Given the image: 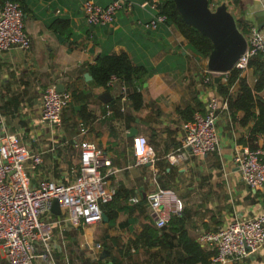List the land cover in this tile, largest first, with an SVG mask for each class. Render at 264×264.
I'll return each mask as SVG.
<instances>
[{"label": "crops", "instance_id": "1", "mask_svg": "<svg viewBox=\"0 0 264 264\" xmlns=\"http://www.w3.org/2000/svg\"><path fill=\"white\" fill-rule=\"evenodd\" d=\"M19 1L25 12V31L30 37V46L27 50L12 47L0 54V95L7 97L2 114L9 129L22 131V137L32 143L36 135L41 137L38 147L45 153L36 176H59L68 182L76 174L79 164L80 152L76 150L77 163L65 165L63 151L69 147L64 148L59 144L52 149L48 141L51 142L54 134L40 125L42 89L62 82L65 88L70 87L67 89L71 90L73 86L82 89L87 106L85 122L77 115L73 117L77 130L69 129L72 134L69 146L73 147L80 139L95 141L107 152L112 167L116 169L108 176V186L114 188L115 194L118 186L122 185L130 194L127 202L121 201L122 206L115 219L102 217L99 222L80 229L88 240L94 238L97 229L100 231L105 243L103 249L107 248L109 254L103 257L100 254L102 261L98 264H110L108 257L115 255L112 246L119 247V254L122 251L127 264H144L142 262L150 258H154V261L162 259L160 264H168L167 254L174 255L175 250L159 251L158 246L149 250H135L131 245L130 250L126 251L132 239L150 222L148 214L155 220V211L150 206L147 194L163 184L174 188L180 179L191 181L189 189L192 190L191 194H195L196 202H185L182 209L187 212L186 228L197 241L201 230L218 229L238 215L264 213V185L251 187L243 182L233 157L238 143L250 135L252 125V122L243 124L240 121L241 111L234 116L231 114L230 118L225 115L220 118L218 150L202 155H193L187 150L183 159L172 161L166 158L167 153L177 151L180 144L179 125L184 119L179 108L194 105L195 100L199 99L203 104L197 106L196 111L205 112L208 96L214 93L220 95L215 85L203 78L206 58L197 59L192 55L185 37L173 25L164 27L161 23L154 30L144 28L138 19L147 20L151 13L137 6L130 10L120 8L109 24L89 25L81 9L83 0ZM94 1L105 5L112 0ZM229 7L238 18L249 24L252 21L257 23L256 11L264 8V0H239V4L234 0ZM58 17L68 19V25L52 24ZM123 51L128 52L135 62L158 68L144 78L140 86L143 106L129 112L134 114L132 120L117 114L114 101L118 99L120 102V99L116 90L95 84L88 70L99 55ZM180 52L185 55L175 56ZM86 72L90 73L91 78L85 77ZM242 75L250 83L255 80L250 67ZM105 91L110 93L108 101L100 96ZM121 111H129V106ZM132 127L137 129L136 135L145 134L148 137L157 154L154 162L135 163L133 143L136 135H129ZM262 144L264 147V142ZM67 152L65 150V154ZM129 207L133 208L132 211ZM0 257L6 264L2 247ZM65 257L66 253L56 254L59 264H65L68 260ZM261 258H264V244L244 261L258 264L262 263ZM239 262L228 261L227 264H241Z\"/></svg>", "mask_w": 264, "mask_h": 264}, {"label": "built area", "instance_id": "2", "mask_svg": "<svg viewBox=\"0 0 264 264\" xmlns=\"http://www.w3.org/2000/svg\"><path fill=\"white\" fill-rule=\"evenodd\" d=\"M223 0H210V6ZM230 6L231 0H224ZM160 0H142L135 3L150 11L147 20L138 19L146 29H155L164 23L166 15L156 13ZM125 0H112L101 5L94 0H83L81 9L87 24H109L117 11L123 8ZM126 2V9L134 6ZM231 9V8H230ZM25 12L17 0L0 1V54L12 47L27 50L30 37L25 31ZM247 47L235 61L234 66L243 74L249 68V59L264 51V31L252 21L249 25ZM210 71L204 66L203 78L212 81L216 75L227 81L230 70ZM108 86L116 90L121 110L128 106L126 82L112 75ZM52 83L42 89L40 104V125L53 134L61 130L63 110L72 99V92L65 88L56 89ZM236 89V82L229 93ZM7 97L0 95V247L6 264H59L56 254L65 255L64 230H80L102 219L101 204L112 199L114 188L108 186V176L116 171L107 152L95 141L80 139V160L74 177L63 179L37 177L36 171L43 162V149L33 146L22 137V131L9 129L4 120L2 106ZM206 111H195L193 117L182 120L179 125L180 144L177 151L167 153L172 161L183 159L187 150L193 155H202L219 149L218 122L222 116L230 118L229 97L221 98L214 93L208 96ZM39 137V135H36ZM36 137V138H37ZM35 141V139H34ZM264 134L238 143L234 161L243 182L251 187L264 185ZM51 148H55L53 144ZM133 150L136 164L152 163L157 154L147 136L134 137ZM57 197L62 209L60 214L52 210V201ZM151 208L155 211V225L165 226L171 216L183 208L181 199L169 187L159 186L147 194ZM59 229L56 232V229ZM198 241L209 249L216 250L213 264H227L228 261H244L251 258L264 244V213L238 215L225 226L215 230H201ZM91 248V260H98L103 250L100 242L87 243ZM65 264H73L65 257Z\"/></svg>", "mask_w": 264, "mask_h": 264}, {"label": "trees", "instance_id": "3", "mask_svg": "<svg viewBox=\"0 0 264 264\" xmlns=\"http://www.w3.org/2000/svg\"><path fill=\"white\" fill-rule=\"evenodd\" d=\"M127 1L129 0H125L123 8H126ZM135 1L139 2L142 0ZM135 1L133 6L139 7ZM235 2L239 4V0H235ZM230 3H234V0L233 2L231 0ZM154 11L166 15V20L162 24L164 27L173 25L185 37L187 46L192 55L197 59L207 57L213 48L212 41L208 36L201 33L197 28L188 24L183 19L173 0H160L157 10ZM232 12L235 15L237 26L243 33L247 34L250 24L242 18H238L234 10H232ZM54 23L67 26L69 20L64 17H58L52 21V24ZM184 55L180 52L175 56L183 57ZM249 67L252 69L255 77L253 83H250L248 78L242 75L241 71L237 68L230 70L227 81H217L213 79L211 83L215 85L222 99L229 97V109L233 116L237 111H241L242 116L240 121L243 124L252 122L249 130V137H254L257 133L264 134V51L256 53L249 59ZM157 69V67H150L142 62H135L130 54L125 51L120 53H103L97 57L95 63L88 66V70L92 75L91 81L97 85L109 87L107 83L112 75L121 77L126 82L128 87L129 111L122 112L120 110V102L118 99L114 101V107L117 114L124 116L127 120L134 119V114L129 113L131 110L137 111L143 106L144 99L140 86L144 78ZM235 82V91L229 93L231 85ZM67 88L70 87L67 86ZM71 92L72 100L63 110L62 116L63 119L67 118V121L72 125L71 127L74 128L77 125L74 119L76 115L84 122L87 120L84 114L87 106L83 99L84 91L82 89L73 86L71 87ZM114 102L111 101L110 103L113 104ZM202 104L201 100L196 99L194 105H187L183 108H179V113L184 120L191 119L197 106H201ZM66 111H68L67 117L65 116ZM70 113H72L71 116ZM163 186L168 187L166 184H163ZM129 196V191L125 187L122 185L118 186L112 199L101 204L103 213H105L109 219H115L118 215L119 208L122 206L121 201L127 202ZM132 209V207H129L130 211H132ZM141 211H145V209ZM148 218L150 222L145 224L143 229L137 233L135 239H132L126 251L130 250L131 245L134 246L135 250L139 248H146L149 250L158 246L159 251H162V249L168 250V252L170 250H175L174 255H170V253L167 254L166 260L168 264H211L216 250L207 249L202 246L195 237L189 234L186 228V209H182L179 213L173 214L168 223L160 228L155 225L154 217L151 214H148ZM161 258L163 257L161 256ZM108 259L110 264H127L124 260L122 251L117 255L110 254ZM161 260L162 259H156L155 262L161 263ZM101 261L102 259L99 258L97 264ZM152 261H154V258H150L144 262V264H154Z\"/></svg>", "mask_w": 264, "mask_h": 264}, {"label": "water", "instance_id": "4", "mask_svg": "<svg viewBox=\"0 0 264 264\" xmlns=\"http://www.w3.org/2000/svg\"><path fill=\"white\" fill-rule=\"evenodd\" d=\"M176 8L183 19L190 25L197 28L201 33L210 38L213 48L206 57V68L210 71L223 72L231 69L235 61L247 47V36L237 26L236 18L226 1H221L214 8L210 6L209 0H173ZM257 25L264 27V8L256 11ZM85 77L91 78L89 72ZM218 81L219 75L215 76ZM56 89L62 91L65 85L62 82L56 83ZM105 101L109 100L110 93L105 91L100 94ZM137 134V129L132 127L129 135ZM52 210L60 214L62 209L58 198L52 201ZM104 219H108L102 213ZM109 254L107 248L102 250L101 256Z\"/></svg>", "mask_w": 264, "mask_h": 264}, {"label": "rangeland", "instance_id": "5", "mask_svg": "<svg viewBox=\"0 0 264 264\" xmlns=\"http://www.w3.org/2000/svg\"><path fill=\"white\" fill-rule=\"evenodd\" d=\"M65 113H66L65 116L67 117L68 111H66ZM71 126L72 125L67 121V118L63 119L62 124H61V130L52 136L51 142L48 141V144L50 146H52L54 144L55 148H57L59 146V144L63 145L64 148L69 147L67 149H64V151H63V154L66 157V161H63V163L65 165L70 164V166H72L73 164L75 165V163H77V162H75V161H77L76 157L78 155V153L76 154V150L80 152L79 146L77 144H75L73 147H71V145L69 146V144H68V141H70V136L72 137L71 131H69V129L75 130V131L77 130L76 126L74 128H72ZM143 135H145V134H143ZM39 143H41V137L35 138V142L33 143V146L38 147ZM65 150H68V152L66 154H65ZM59 164H60V162L58 163V166H59ZM56 166H57V164H56ZM57 168L55 171H57ZM58 177H52V178L60 179V177L59 178ZM190 182L189 181L186 182L185 180L180 179L176 182V186H174V188L171 187L173 189V191L175 192V194L181 199L183 205H185V202L192 203L196 199L195 194L194 193L191 194L192 190L189 189ZM96 231H97V233L95 234V236L92 240L87 239L88 237L85 235L83 230L80 231V230H76V229L75 230L71 229V230H66L65 232H63L64 235L62 237L60 235H57L58 240H64V242H65L64 249H65L66 256L69 258V260L73 264H97L96 259L91 260L92 259L91 255H90L91 248L86 246L87 243L91 244L92 242H100V243L103 242L102 245L105 244L104 241H102V237L100 236V231L98 229ZM111 249H112V251H114V253L116 255L119 254V247L115 248L112 246ZM260 255L261 254H259V256ZM259 256H257V258ZM261 259H262V263H258V264H264V258H261ZM261 259H259V261H261ZM147 260L148 259L144 260V262H146ZM144 262H142V263H144ZM152 262H154V264H158L155 261H152ZM240 262H241V264H245V263L255 264V263H249V262H245V261L244 262L240 261ZM0 264H4L2 257H0ZM233 264H237V263H233Z\"/></svg>", "mask_w": 264, "mask_h": 264}]
</instances>
